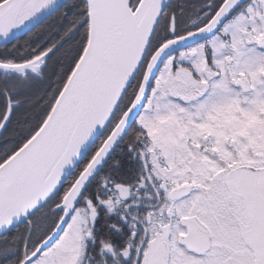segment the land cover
I'll list each match as a JSON object with an SVG mask.
<instances>
[{
    "label": "snow or ice",
    "instance_id": "obj_1",
    "mask_svg": "<svg viewBox=\"0 0 264 264\" xmlns=\"http://www.w3.org/2000/svg\"><path fill=\"white\" fill-rule=\"evenodd\" d=\"M0 264H264V0H0Z\"/></svg>",
    "mask_w": 264,
    "mask_h": 264
}]
</instances>
